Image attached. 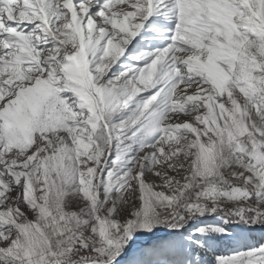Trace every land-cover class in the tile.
Instances as JSON below:
<instances>
[{
    "label": "snow or ice",
    "instance_id": "obj_1",
    "mask_svg": "<svg viewBox=\"0 0 264 264\" xmlns=\"http://www.w3.org/2000/svg\"><path fill=\"white\" fill-rule=\"evenodd\" d=\"M0 264H264V0H0Z\"/></svg>",
    "mask_w": 264,
    "mask_h": 264
}]
</instances>
